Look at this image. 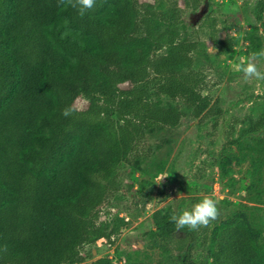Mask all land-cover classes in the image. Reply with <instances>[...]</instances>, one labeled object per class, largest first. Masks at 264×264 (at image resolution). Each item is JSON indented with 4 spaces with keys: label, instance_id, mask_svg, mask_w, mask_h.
I'll list each match as a JSON object with an SVG mask.
<instances>
[{
    "label": "trees",
    "instance_id": "trees-1",
    "mask_svg": "<svg viewBox=\"0 0 264 264\" xmlns=\"http://www.w3.org/2000/svg\"><path fill=\"white\" fill-rule=\"evenodd\" d=\"M142 1L96 0L81 18L58 0H0V264L84 263L85 246L111 239L98 209L122 189L117 170L139 158L151 130L221 115L194 68L197 43L181 38L182 0H166V11ZM203 1L185 0L195 9ZM255 13L264 29V0ZM236 43L215 40L221 52ZM152 91L183 108L152 102ZM263 129L264 111L243 133ZM170 216L153 218L166 242ZM212 242L210 262H197L183 238L181 264H264L245 225L221 228Z\"/></svg>",
    "mask_w": 264,
    "mask_h": 264
},
{
    "label": "rangeland",
    "instance_id": "rangeland-1",
    "mask_svg": "<svg viewBox=\"0 0 264 264\" xmlns=\"http://www.w3.org/2000/svg\"><path fill=\"white\" fill-rule=\"evenodd\" d=\"M142 2L160 11L169 9L166 0ZM257 3L204 0L195 9L185 0L180 2L181 38L197 43L194 68L206 75L204 94L218 102L221 115L203 120L187 117L176 127L151 130L139 158L117 170L124 178L122 189L98 209L100 221L113 234L111 239L85 246L82 264L101 258L114 264H181L183 238L186 252L195 261L210 262L212 237L227 225L247 226L254 245L264 253V129L243 133L249 121L264 111V80L247 82L234 70L252 52L264 49V29L255 15ZM227 38L236 39V45L228 52L219 51L215 40ZM258 66L264 71V60ZM151 100L183 108L180 102L153 91ZM86 103L80 99L78 108L84 109ZM234 122L237 141L226 148V133ZM205 195L215 198L219 208L208 234L185 227L174 231L173 242L164 241L154 214H182Z\"/></svg>",
    "mask_w": 264,
    "mask_h": 264
},
{
    "label": "clouds",
    "instance_id": "clouds-1",
    "mask_svg": "<svg viewBox=\"0 0 264 264\" xmlns=\"http://www.w3.org/2000/svg\"><path fill=\"white\" fill-rule=\"evenodd\" d=\"M58 4L63 7L76 9L78 15L83 18L87 11L94 8L96 0H58ZM264 60V49L252 52L246 60H242L235 65L234 70L243 74V79L247 82L252 80H264V71L258 66V61ZM72 114L71 108L63 111L65 117ZM219 217L218 203L215 198L205 195L202 200L194 204L190 210H184L182 214L173 213L170 221L175 224L177 231L188 227L191 230H198L207 227L210 222Z\"/></svg>",
    "mask_w": 264,
    "mask_h": 264
}]
</instances>
